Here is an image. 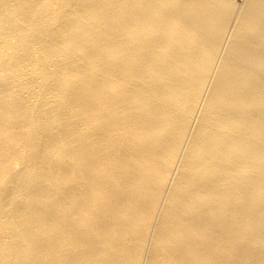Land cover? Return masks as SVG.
Here are the masks:
<instances>
[{"label":"bare ground","instance_id":"6f19581e","mask_svg":"<svg viewBox=\"0 0 264 264\" xmlns=\"http://www.w3.org/2000/svg\"><path fill=\"white\" fill-rule=\"evenodd\" d=\"M0 264H264V0H0Z\"/></svg>","mask_w":264,"mask_h":264},{"label":"rangeland","instance_id":"374dc122","mask_svg":"<svg viewBox=\"0 0 264 264\" xmlns=\"http://www.w3.org/2000/svg\"><path fill=\"white\" fill-rule=\"evenodd\" d=\"M233 1H235L236 3H241V2H243L244 0H233Z\"/></svg>","mask_w":264,"mask_h":264}]
</instances>
